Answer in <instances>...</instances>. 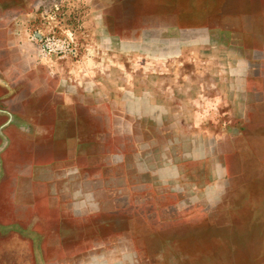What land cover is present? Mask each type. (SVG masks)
<instances>
[{"label": "rangeland", "instance_id": "obj_1", "mask_svg": "<svg viewBox=\"0 0 264 264\" xmlns=\"http://www.w3.org/2000/svg\"><path fill=\"white\" fill-rule=\"evenodd\" d=\"M27 30L0 264H264L238 210L264 197L222 178L264 109V0H41Z\"/></svg>", "mask_w": 264, "mask_h": 264}, {"label": "crops", "instance_id": "obj_2", "mask_svg": "<svg viewBox=\"0 0 264 264\" xmlns=\"http://www.w3.org/2000/svg\"><path fill=\"white\" fill-rule=\"evenodd\" d=\"M40 5L41 0H0V187L5 180H9L4 154L10 145V132L20 130L19 103L16 113L9 103L13 94L7 91L11 82V69L17 67L19 71L20 61L17 59L20 54L24 57L27 29L34 19L35 9ZM262 94L260 101L263 102L264 91ZM244 116L247 118H244V124L239 131L240 142L229 148L225 154L222 178L227 182V189L242 191V197H264V109L247 111ZM20 180L18 174L16 178L18 186ZM238 210L243 212L242 217L249 222L248 225L253 226L256 221L260 228H264L262 200H259L258 205H243ZM2 215L1 220L4 219ZM0 225L1 236L4 233L8 234L10 231L8 223L5 226L2 223ZM260 236L258 242L264 245V236ZM263 250L259 255L264 253Z\"/></svg>", "mask_w": 264, "mask_h": 264}]
</instances>
